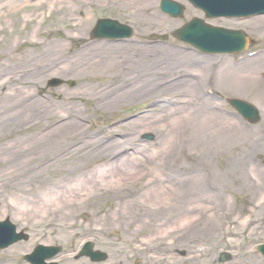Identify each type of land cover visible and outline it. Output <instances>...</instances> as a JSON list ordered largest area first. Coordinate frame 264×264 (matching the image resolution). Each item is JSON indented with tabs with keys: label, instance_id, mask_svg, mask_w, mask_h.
<instances>
[{
	"label": "rangeland",
	"instance_id": "1",
	"mask_svg": "<svg viewBox=\"0 0 264 264\" xmlns=\"http://www.w3.org/2000/svg\"><path fill=\"white\" fill-rule=\"evenodd\" d=\"M67 1L73 8L80 2ZM177 1L186 6L182 19L163 14L160 0H150L145 15L105 0L77 10L72 18L46 12L35 24L2 9L0 121L25 106L32 111L12 115L0 134V177L6 176L2 165L12 146L40 135H49L53 145L64 143L23 166L30 172L43 169L37 180L18 185L11 180L0 188L6 206L0 221L9 218L29 236L0 250V264H29L24 255L38 244L61 245L64 252L57 260L62 264H247L248 256L251 264H264L257 250L264 242V220L246 225L264 206V15L211 20L242 28L253 38L240 54L239 67L233 62L238 55H205L172 36L149 45L150 34L170 33L196 14L187 0ZM85 17L81 34L71 37ZM100 17L132 25L134 36L92 39ZM159 60L166 77L190 72L194 80L174 83L161 94L151 93L148 78L131 84ZM237 67L247 77L242 88L226 92L235 87L227 73L239 75ZM225 75L227 89L219 90L217 81L223 85ZM52 77L76 85L48 88ZM211 83L217 87L211 89ZM174 94L178 97L167 99ZM222 95H241L258 104L261 122H244ZM159 97L169 100L166 106L158 105ZM150 107L155 111L141 114ZM145 133L155 139H142ZM62 155L63 161L49 166ZM238 219L246 226L234 240L237 248L226 232ZM87 241L108 258H78ZM237 249L249 252L240 256Z\"/></svg>",
	"mask_w": 264,
	"mask_h": 264
},
{
	"label": "bare ground",
	"instance_id": "2",
	"mask_svg": "<svg viewBox=\"0 0 264 264\" xmlns=\"http://www.w3.org/2000/svg\"><path fill=\"white\" fill-rule=\"evenodd\" d=\"M74 2V0H69V2ZM105 2V0H80L79 4H76V7L73 8L68 5L67 0H0V34L4 30L5 27L2 29V13L6 10H10L14 14L19 13V20L18 21H25L26 23H31L35 24L46 12L53 13L55 11H58L62 14L63 18H72L75 15V12L77 10H81L85 8L86 6L94 5V2ZM113 1V0H109ZM150 0H114V2H121V3H126L130 5L132 8H135V11L137 13H144L142 15H145V12H148L151 8L150 5ZM67 2V3H66ZM61 3V6L58 8L57 4ZM70 4V3H69ZM4 11H3V10ZM3 11V12H2ZM261 22L264 23V18L260 19ZM87 22V18L85 17L84 20H79L78 23L73 27V30L76 31V33H73L71 37H75V35L79 36L81 34V31L83 29L84 23ZM74 35V36H73ZM82 54H78L76 57H80ZM264 68V66L262 67ZM31 109L28 108V106L22 107L20 110L16 111L15 113L11 114L9 117L6 119H2L0 121V134H3L7 131L6 126L8 125V122L12 120L11 116H20V115H25L31 114ZM32 114H35L38 116V112H33ZM40 117V116H39ZM18 118V117H17ZM38 118V117H37ZM41 118V117H40ZM64 125V124H63ZM61 126V129L65 126ZM68 126V125H66ZM68 136H66L67 138ZM61 143H64V139L61 142H57L56 145H53L50 136H39L35 140L31 141L30 143L27 144H20L18 147L17 146H12L14 147V150L9 154V157L6 158V161H3L4 164L2 165V168L4 171H6V176L0 177V188L6 186H10L11 180L16 181L13 184L18 185L19 183L21 184H26L32 182V180H37L39 176L44 172V170L40 171H32L30 172V169L27 170V166L25 168L23 167L24 165H28L30 160L34 158L35 156H43L50 150H52L56 146H60ZM119 143V142H117ZM216 145V144H214ZM65 148V147H64ZM66 150V149H65ZM64 151V150H63ZM62 152V150H61ZM60 151L56 153V155H59L61 153ZM67 159V157H65ZM64 160V156H60V158H57L54 162L55 163H50L49 166H53L54 164L57 165L60 161ZM243 165V164H241ZM23 167V168H22ZM31 168L30 166H28ZM1 168V170H2ZM33 168V167H32ZM240 168L238 163L235 166V169ZM45 169V168H44ZM232 172H234V166H232ZM47 170V169H45ZM235 175V174H234ZM250 176V175H249ZM7 177V178H6ZM9 177V178H8ZM6 178V179H5ZM6 206H2V199H0V213L4 211ZM255 219H260V221L264 220V206L259 211H256V214L253 215L249 220H247L246 225H251L255 223ZM237 224L234 226L233 229H230V231L226 232V236H229V244L236 246L238 248V243L237 241H234L235 238L237 239L241 234L244 233L245 226L241 225L238 221L236 220ZM243 223V222H242ZM255 227L252 228V231ZM196 252V251H195ZM248 250L244 249L242 251H239L237 249V255H246L248 254ZM203 256L202 252H200L199 256ZM196 257V256H195ZM245 262L247 264L254 263V259L250 256L248 258H245ZM125 264V263H123Z\"/></svg>",
	"mask_w": 264,
	"mask_h": 264
},
{
	"label": "water",
	"instance_id": "3",
	"mask_svg": "<svg viewBox=\"0 0 264 264\" xmlns=\"http://www.w3.org/2000/svg\"><path fill=\"white\" fill-rule=\"evenodd\" d=\"M202 3H212L216 7L213 2L221 3L226 5V8L220 12V14L234 16V15H247L256 12H264V0H193ZM236 4H240L241 8H236ZM201 5V4H199ZM204 9L208 12L209 15H214L209 7L203 5ZM162 9L172 15H181L183 12V7L179 3L173 2L171 0H162ZM132 34V29L126 25H121L117 21L113 20H100L98 26L95 30V37H125L130 36ZM231 33L223 32L218 29L210 28L204 24L200 20H194L188 25H186L183 29L176 32V35L188 41L199 48L206 51H230V49H236L234 45H238V43H234L233 39L231 41L228 40V37H232L229 35ZM222 35H225L223 37ZM234 37H238L237 35ZM211 38L221 41H211ZM224 39L225 42H222ZM241 42H244L241 40ZM241 47V46H240ZM59 80H54L51 84H59ZM236 108L240 110L247 118L251 120H256L255 114L257 115L256 110L239 100H231ZM15 226L9 221L0 222V248L6 247L20 239H27L28 236L24 233L16 234ZM93 244L87 243L80 256L89 255L93 260H104L107 255L102 252H94L92 250ZM258 249L264 254V244L260 245ZM61 251L60 247H44L38 246L36 250L27 255L26 258L33 264H47L45 260L47 258H52L57 253ZM56 264V263H50Z\"/></svg>",
	"mask_w": 264,
	"mask_h": 264
}]
</instances>
